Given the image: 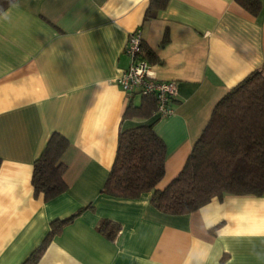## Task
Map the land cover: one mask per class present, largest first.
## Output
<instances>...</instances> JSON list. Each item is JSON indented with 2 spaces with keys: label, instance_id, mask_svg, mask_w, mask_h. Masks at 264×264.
<instances>
[{
  "label": "crops",
  "instance_id": "0c3cea01",
  "mask_svg": "<svg viewBox=\"0 0 264 264\" xmlns=\"http://www.w3.org/2000/svg\"><path fill=\"white\" fill-rule=\"evenodd\" d=\"M169 0L144 19L149 0H15L0 18V264H23L51 222L75 217L36 264H264V194L212 197L181 215L158 211L150 192L102 191L126 94L116 78L139 29L159 80H174L170 116L155 118L165 143L163 189L182 169L218 99L264 63V0ZM58 132L67 188L34 196L33 162ZM103 220L115 224L109 238Z\"/></svg>",
  "mask_w": 264,
  "mask_h": 264
},
{
  "label": "trees",
  "instance_id": "16d2710c",
  "mask_svg": "<svg viewBox=\"0 0 264 264\" xmlns=\"http://www.w3.org/2000/svg\"><path fill=\"white\" fill-rule=\"evenodd\" d=\"M15 0H0V13ZM169 0H149L144 19L153 18ZM251 13L257 0H237ZM139 58L153 64L155 56L142 43ZM135 94L127 97L123 118L135 120L121 129L113 165L102 191L121 198H136L150 192V202L169 215L188 214L212 197L264 194V63L227 90L215 103L210 117L193 143L182 169L163 188L155 185L164 174L165 143L153 129L155 99ZM68 140L58 132L49 136L33 162V194L49 200L67 188L63 178V152ZM77 213L51 222L50 229L23 264H36L50 238ZM114 237L117 227L103 220L97 227Z\"/></svg>",
  "mask_w": 264,
  "mask_h": 264
},
{
  "label": "built area",
  "instance_id": "2783aa9c",
  "mask_svg": "<svg viewBox=\"0 0 264 264\" xmlns=\"http://www.w3.org/2000/svg\"><path fill=\"white\" fill-rule=\"evenodd\" d=\"M139 29L132 32L124 46V52L130 57V64L115 80L117 86L128 97L150 95L155 99L153 115L158 118L173 113V103L177 96V84L174 80H159L152 71V64L139 58L138 51L142 44Z\"/></svg>",
  "mask_w": 264,
  "mask_h": 264
},
{
  "label": "rangeland",
  "instance_id": "374dc122",
  "mask_svg": "<svg viewBox=\"0 0 264 264\" xmlns=\"http://www.w3.org/2000/svg\"><path fill=\"white\" fill-rule=\"evenodd\" d=\"M134 103H135L136 105H138V104L140 103V97H139L138 95L135 96V98H134Z\"/></svg>",
  "mask_w": 264,
  "mask_h": 264
},
{
  "label": "clouds",
  "instance_id": "9594fccd",
  "mask_svg": "<svg viewBox=\"0 0 264 264\" xmlns=\"http://www.w3.org/2000/svg\"><path fill=\"white\" fill-rule=\"evenodd\" d=\"M0 18H2V19H4V20H7L9 17H8V15H7V13H5L2 17H0Z\"/></svg>",
  "mask_w": 264,
  "mask_h": 264
}]
</instances>
